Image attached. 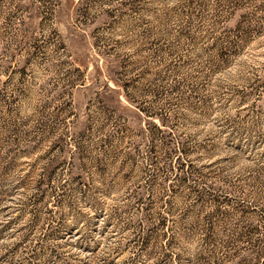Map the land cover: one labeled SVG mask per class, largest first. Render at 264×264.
<instances>
[{
	"label": "rangeland",
	"instance_id": "rangeland-1",
	"mask_svg": "<svg viewBox=\"0 0 264 264\" xmlns=\"http://www.w3.org/2000/svg\"><path fill=\"white\" fill-rule=\"evenodd\" d=\"M0 264H264V0H0Z\"/></svg>",
	"mask_w": 264,
	"mask_h": 264
}]
</instances>
